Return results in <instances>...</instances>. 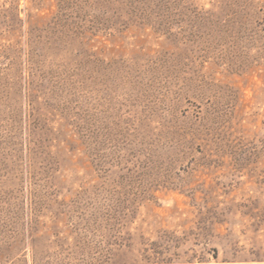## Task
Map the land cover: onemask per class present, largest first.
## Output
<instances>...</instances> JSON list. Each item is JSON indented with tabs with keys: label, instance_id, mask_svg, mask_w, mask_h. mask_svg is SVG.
Returning <instances> with one entry per match:
<instances>
[{
	"label": "rangeland",
	"instance_id": "obj_1",
	"mask_svg": "<svg viewBox=\"0 0 264 264\" xmlns=\"http://www.w3.org/2000/svg\"><path fill=\"white\" fill-rule=\"evenodd\" d=\"M0 264H264V0H0Z\"/></svg>",
	"mask_w": 264,
	"mask_h": 264
}]
</instances>
